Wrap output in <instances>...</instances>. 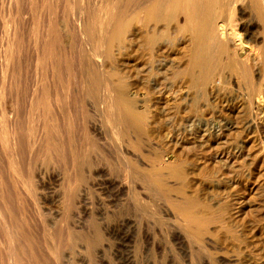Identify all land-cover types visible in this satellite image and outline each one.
<instances>
[{"label":"bare ground","instance_id":"obj_1","mask_svg":"<svg viewBox=\"0 0 264 264\" xmlns=\"http://www.w3.org/2000/svg\"><path fill=\"white\" fill-rule=\"evenodd\" d=\"M91 1L92 0H90V2ZM5 2L6 0L4 3ZM0 3L3 4L2 0H0ZM6 3L8 14L6 20L3 22V30L5 28L3 33L5 35L0 38V147H2L0 148L2 150V154L0 153V264H75L77 263L75 262L76 255H78L77 253L75 255V252L81 254V250H83H80L78 245L79 247H83L84 251L86 249V253H89L94 242H96L94 241L96 237L90 240L87 236H83L78 229H72L73 227L71 228V225L68 223L69 216L67 213H69V206L72 201L71 198L73 194L76 195V189L79 186V182H81L79 181V174H82L81 172L85 168L89 172L92 168L90 156L94 150L93 143H95V138H97L95 135L96 133L94 134V131L97 129V123L95 117L92 118L89 114L83 116V113H79L77 111L78 109H75L76 106H72L73 108L71 109L70 107L68 108L69 104L66 107L69 102H67V100L65 101V99L68 96L63 98L61 95L62 90L59 92L58 86L59 83H61L60 80L62 77H65L59 75L63 71L60 72V66L62 65H60V60H65L66 62L68 58H66L67 53L57 48L62 35L68 38L66 42L70 44L71 47L76 44L73 42L77 38L82 42L79 45L83 46V48H76L77 55L79 56L76 57L82 63V66L78 68V70L82 71L84 70L83 68H88L90 64L88 62H91L92 68L96 71V77L93 76L94 73L93 75L90 73L94 79H90L91 75L88 76L91 81L86 89L87 91L85 88H82L81 93H79L87 95L95 93L96 96L98 94L97 97L91 95L90 98L93 96V98L96 97L97 101H99V104L96 103V105L98 104L101 110L98 107L99 110L96 112L100 111L99 115L102 119V123H100L104 126V123H106L109 126L108 130L111 132H113L112 130H117L118 132L121 129L123 134L126 130L127 132H132V136L134 133L135 136L133 137L135 141L132 139V142L135 144H140L139 142L142 141L145 143L144 140H139L142 138L141 135L143 133H145L144 136L146 135L144 138H147L149 133L147 134L146 132H149L147 131L148 128L153 121L156 120L154 119L148 122L149 114L158 106L161 109L163 108L162 111L166 110L163 112H166L167 117L172 111H176L177 113H181V118L183 117L186 123H189L184 128L185 134L189 135V137L187 136L188 138H182V133L184 132L181 133L182 130L180 131L182 134V141H184V139L186 140L185 142L190 141V134L196 136L199 134L203 138L208 137L211 135L208 129V123H210L211 119L209 120L208 117L206 119L203 118L205 116H203L205 110L213 106L208 99H219V97H222L229 98L228 100H230V97H234V95L237 97L240 95L239 98L241 99V96L245 95L242 93L243 91L245 92V90L248 91V93L245 99L242 98L245 101L243 104L239 105V110H237L239 114L237 122L235 124L226 121L219 122V124H217V131L219 132L218 135L216 133V136H223L226 130L231 128L235 129V126L247 130L264 128V124L260 125V122L257 121L258 124L252 114L254 112L253 108L257 107H254L256 105V99L257 102L260 101V94L264 90V0H93L89 5L90 8L86 7L87 11L81 14L84 15V17L78 15L76 18L80 17L81 20L80 18L77 20L74 19L75 23H72L74 24L73 26L70 25L68 20L69 15H72L70 9L71 3L69 9L63 5L65 9L62 12L60 10L51 9L49 0H7ZM74 5L78 4H73V6ZM19 7L27 10L25 12L27 15H22V17L19 18L21 15L19 10L17 13L20 15H14L16 10L15 12L12 11H14V9H19ZM78 7L80 9L81 5ZM78 7L76 9H78ZM22 13L25 14L24 12ZM76 15L77 13L75 16ZM27 25L30 27L26 30L28 31L26 32L28 35L24 33V35L27 36V40H25L26 42L20 41L22 40L21 31H25ZM63 38L64 37H62V39ZM61 45H63V43ZM64 49L65 47L62 50ZM52 56H54V59L57 58V60L53 62ZM76 57L73 58L76 59ZM71 59L70 57L68 61H72ZM32 62H34V71L33 68H31L33 66ZM86 63L88 64L86 65ZM73 64L70 66L68 63V66L72 68L74 66ZM65 65L67 67V64ZM30 69H32L33 72H30ZM50 69L56 74L52 75L51 73L49 76ZM64 70L67 71L66 69ZM69 70H71L69 73L73 72L72 69ZM87 72L91 71L87 70L86 74H88ZM73 73H75V71ZM68 75L70 76V74ZM82 75L84 76L85 73ZM18 76L21 78L22 82L17 78ZM51 76L53 78L50 79L49 77ZM73 76H75V74ZM77 77L78 76H76V78ZM16 78L19 79V83L23 84L19 85L23 86L26 90L30 89L32 93L27 109L22 108L25 105L24 100H26L25 98L27 95H25L24 98L23 93L25 94V92L19 91L20 95L23 92L22 95L19 96L18 91H16L18 90L16 89ZM79 79L80 77H78V80ZM73 81L76 80L74 79ZM79 82L80 81L77 83ZM67 86L69 87V85ZM14 89L18 95L13 92ZM71 90L69 91L72 92ZM66 92H64L65 95ZM80 94L78 96H80ZM75 97L73 96V98ZM71 98L72 97H70V99ZM90 98H88V100H90ZM19 100L20 103L22 102L21 104H23V106H20L21 109L18 106ZM75 100L76 98L73 99V101ZM215 101L213 100V102ZM27 102L28 100L26 103ZM222 102L223 100L221 103ZM74 103H76V101ZM93 103L95 102L92 101L91 104ZM85 104L87 106V103ZM222 104V107L225 108L224 106L226 105L224 103ZM77 107L79 106L77 105ZM214 108L215 107L212 108L214 112H217V110H215L216 108ZM212 109L211 111H213ZM155 110L157 111V108ZM211 111H209V113ZM219 111L221 112V110ZM158 112L160 113V111ZM151 114H154V112ZM211 115L210 113L209 116ZM156 116L158 118L161 115ZM153 117L151 119H153ZM214 119L213 116V122H215ZM157 122L156 125L160 123V121L158 124ZM262 123L264 122L262 121ZM210 124L212 125L214 123ZM172 125L175 124L172 123ZM171 128L173 127L171 126ZM180 128H182V126H180ZM124 129L125 131H123ZM122 132L120 131L121 134ZM64 133L66 135V143L68 144L73 141L76 142V140L79 143L80 141L78 140H81V137L82 140L79 145L73 142L76 144L73 146L75 147L74 150L72 147V150L67 149V152L68 150L71 151L69 152L70 154L68 153L71 157H69L70 159L68 160H71L72 173L66 176L64 180L61 179L63 182L61 181L62 201H60L61 208H59L60 219L58 218L59 220L57 219V221H54L49 217L47 218V215L45 216L43 211H41V209L44 208L42 205L44 201H46V197L49 196L46 193L47 191H44L47 185L46 181L48 182L45 178L49 177V175L46 176L45 171L46 166L53 161H48V158L51 159V156H61V154H63L60 152L61 149H58L59 147L57 148L59 151L57 149L54 150V146L53 148L51 147L53 144L52 142L50 146V141L51 139H54L53 141L56 140V142L58 140L60 147L62 145L61 148H63L64 144L62 140L65 137ZM114 133L116 136L118 135L115 131L113 134ZM180 133L177 132L176 136ZM158 134H161V132L158 133L157 131V134L154 136ZM150 137L151 136L147 139L149 140ZM127 138H131V135L130 137H126V140H128ZM158 138L156 137V139ZM176 138L178 139V136ZM119 139H121L120 136ZM116 140L118 142V139ZM122 140L124 141V139ZM129 140L130 142L127 141V146L129 143L131 144V139ZM56 142L55 144L58 145V142ZM179 142H181V140ZM68 144L67 148L72 143L70 145ZM130 144L129 146L131 147ZM135 144L133 146H135ZM145 144L148 145V142ZM124 145L125 144H123V146ZM141 145L144 144L141 143ZM139 146L137 150L134 148V150L132 149L128 152L129 148H127L126 151L131 154V157L133 156L134 162L136 161L135 163L138 162V164L144 161L140 154L141 150L139 152V148L141 147ZM64 147H66V145ZM135 147L137 148V146ZM158 153L160 155H155L157 158L153 156L154 160L156 159L155 163L153 162V166L154 168L156 166L155 169H157L155 170L153 168V170L157 172L162 169L161 173L155 174L156 172L152 171V166H149V168L151 167V171L149 170L150 172H154L153 174L157 177L161 176V178H159L160 180L156 179L158 182L155 180L154 175L149 173L147 167L145 171H147L149 175H147L146 172H141V168L139 169L140 172L146 176V181H143L150 183L151 186L153 185V188L147 186L149 188L147 190L156 191L162 189L163 186H161V184L164 180L162 175L174 179L175 183L178 182L177 190L179 191L177 192H180V194H178L180 196L176 197L177 199L174 198L172 202L170 198H168L169 196L164 197V201L166 204L171 203L174 213L178 215L177 218L180 217L183 219V229L189 236H192L197 241H199L201 234V237L203 234L215 235V228H219V225L220 227L227 225L224 220L225 215L229 212L227 204H223L220 210L216 209L219 210L216 212L213 210L214 207L212 203L207 199L204 198V200L200 196L194 195L192 192V195L188 191L187 193L185 189L189 185V170L188 167L184 166V160L182 159L183 161L181 160L179 164L175 163V165H173L174 162L177 161L173 159L172 161L174 162L166 160L163 158L161 152ZM64 155H66V152ZM178 156H180L181 159V155ZM120 158H122V156ZM153 158L149 162H152ZM175 158L178 159V157ZM129 159L131 158L128 157V160ZM121 160L120 173L123 179L127 183L130 180H136L137 178L135 179V176L136 174L138 175V173L140 175V172L136 169L138 173H136L135 176L133 175V165H129L132 159L129 160V162L131 161L129 164L123 161V159ZM124 160H127V156ZM168 161L172 162V164ZM179 161L180 160H178V162ZM69 167L67 169H69ZM144 168L142 171H144ZM71 171H69V173ZM87 173L88 172L84 174ZM57 176L59 177V175ZM86 177H88V175H85V179ZM93 177L92 179H94ZM48 179L50 180V178ZM52 180L50 182H52ZM57 181L61 184L59 180ZM143 181L142 183H144ZM139 182H141V180ZM148 183L146 184L148 185ZM49 185L52 186L51 183ZM174 188L176 189V187ZM53 190L51 191L55 192ZM49 192L48 190V193ZM85 193H88V191ZM79 194H82V191ZM89 195L87 194V197ZM81 197H84V195ZM61 199L59 198V200ZM88 200L89 199H87V201ZM77 211L80 212V210ZM12 212H16L19 215L18 217L21 219L20 226H17L19 222L16 224L14 220L10 218V216L14 215ZM75 213L73 216H75ZM8 214L10 216H8ZM71 215L70 217L72 218ZM78 215L79 214H77V216ZM73 218L75 221V217ZM182 219L179 221L182 222ZM36 220H39L41 224L38 223L43 227L42 233L38 229L40 227H37V229L35 227L39 225L36 223ZM74 221L72 222L73 224L75 223ZM183 224L181 223V225ZM215 224H217V227L213 228L214 226L212 227L211 225ZM74 226L79 228L77 225ZM190 226L192 230H190ZM18 227H21V229L23 227L22 232L18 230ZM137 227L135 228L137 229ZM91 231L88 230L87 232ZM95 232L93 235L97 236L98 232ZM40 233L43 235H41L43 242L39 237ZM88 234L90 235L91 233ZM100 237H97V240L101 239ZM94 256H96V254H94ZM66 257L67 259H65ZM84 258L86 259V256L83 257V259ZM95 260L96 259L93 261ZM99 260L97 259L96 262ZM99 262H101V260ZM87 264H89V261H87Z\"/></svg>","mask_w":264,"mask_h":264},{"label":"rangeland","instance_id":"obj_2","mask_svg":"<svg viewBox=\"0 0 264 264\" xmlns=\"http://www.w3.org/2000/svg\"><path fill=\"white\" fill-rule=\"evenodd\" d=\"M4 1L2 0L3 4L0 3V13L3 11L0 14V38L5 35L3 33L5 31V28L3 30V27H4L3 22H4V20H6V17L8 14L7 5H6L7 0L5 3H4ZM82 1L81 0H76V1L75 0H59V1L58 0H55V1L49 0V6L53 10H60L62 12L65 9V7L67 9H69L70 5L72 4L71 8H70L72 11V15H69L68 20H69L70 25L73 26L74 24H72V23H75L74 19H76V20L79 19L80 17L76 18V17H78V15L81 17L82 16L84 17V15H81V14H83L84 11L86 12L87 8H90L89 7L90 3L93 2V0L91 2H90V0H89V2H88V0H82ZM56 2H57V4H56ZM84 2H85V4H84ZM81 3H83V4H81ZM73 4H78V5L73 6ZM80 5H81V7L79 9L78 6H80ZM83 5H85V6H83ZM77 7L79 10L76 9ZM15 10H16V12H15ZM18 10H19V13L21 15L19 13H17ZM20 10H21V12H20ZM26 11L27 10H24L21 7H19V9H14V11H12V12H15V14L14 13H12V14H14V15L18 14V16L20 15L19 18H21L22 15H27V13H25ZM22 12H24L25 14H23ZM75 12L77 13L76 16H75V14H76ZM80 20H81V18H80ZM80 20H78V21H80ZM29 22H30V20H29ZM27 28L28 29L30 28L29 25H27L25 31H21L22 32L21 33L22 34L21 35L22 40H20V41L26 42L25 41V40H27L26 35H28V33L26 34V32H28V31H26V30H28ZM24 33L26 35H24ZM62 37H64V38L62 39ZM63 40L65 43L63 42ZM66 40L68 41V38L66 36L62 35L60 37V42H62L63 45H61L62 43L59 42L58 43L59 46H57V48H59L60 51L67 53V55L69 53L68 56L66 55V58L68 57L66 62H65V60L64 61L60 60V65L62 64L60 66V72L62 70L64 72L62 71L61 72L62 74L60 73L59 75L65 76L64 78L62 77L61 80L62 79L66 80V78H67L68 81L62 80L63 81L62 82L60 80L61 83H59V86H58L59 92H60V90H62L61 95L63 98H66L67 96L69 97V98L67 97L65 99V101L67 100V102H69V103L65 102V103H67L66 107L69 104L70 105L68 106V108L70 107L71 109L74 106H76L75 109L76 110L78 109L77 111L79 113H81V114L83 113L82 114L83 116L86 114H89V115H91L92 118L95 117V120L97 123V127H96L97 129L94 131V134L96 133L95 135L97 137V138H95L96 141L94 140L96 144L93 143L94 150L90 156L92 168L90 169V172L85 168L86 170L83 169L81 172L82 174H79L80 175L79 181H81V182H79V186L77 187L78 190L76 189V191H77V192H75L76 195L73 194V196L71 198L72 201L70 202L69 211H68L69 213H67V215L69 216L68 223H69V225H71V228L73 227L72 229H75V230L78 229V231H81L83 236H87V238L90 240H92V238L94 239V237H96L94 240L96 242H94V244L92 246L94 251L91 248L90 249L91 251H89V253H86L87 250L85 249V251H84V248L79 247V245H78V248L80 250L81 249H83V250H81V254H79V252H75V255H76V253L79 255V256L76 255V261L75 262H77V263H75V264H85V263L87 264V261H89V264H92V263L93 264H96V263L97 264H264V128H261V129L259 128L256 130L255 129L254 130H247V129H244L241 127L240 128L238 127L239 128L238 129L237 126H235V129L231 128L229 130H226L223 133V136L222 135L220 137L216 136V133L218 135V132H219V131H217V129H218L217 124H219V122L221 123L223 121H226V122H231V123L233 122L234 124L237 122V117L239 115L237 110H239V107H240L239 105L243 104V102L245 101L243 99H245V97L247 96L246 94L248 93V91L245 90L246 93L244 91L242 92L245 95L241 96V99L239 98L240 95H238V97L236 95H234V97L236 96L235 98L233 96H232L233 98L230 97L231 101L228 100L229 98H222V97H219V99L218 98H211V99L209 98L208 99L213 105L212 108L215 107L216 109L215 108L214 109L217 110V112L216 111L214 112V110L212 108H209L210 110L209 109H207L208 111L205 110V112L203 114V116L205 115L203 117L204 119H206L208 117L209 120L211 119L210 123H214V124H212L213 126L210 123H208V126H209L208 129L211 132V135H210L211 137L206 135L208 137L203 138L199 134H198L199 136L190 134V141L185 142L186 141L185 139L188 138L189 135L185 134L184 128L189 123L188 122L186 123L184 118L183 117L181 118V113H177L176 111H172L170 113L172 115L169 114L167 117L166 112L165 113L163 112L166 110L162 111L163 108L161 109L158 106V107H156L157 111L155 110L156 109L155 108L154 111H152V112H154V114H151L152 113L151 112L149 114V119H148V122H150V120L152 121V120L156 119L155 121H153V123H155V124L152 123L153 125L151 124V126L149 127L150 129L148 128L147 131H149V132H146L147 134L149 133L147 135V138L149 136H151L152 138L150 137L149 140L147 138H144V137H146V135L144 136L145 133H143L141 136L144 139L140 138V140H139V141L144 140L145 143L148 142V145L143 143V141L139 142L140 144L133 143L132 139L135 141V138L133 137V136H135V134L133 133V136H132V132L130 133V132H127V130H126V132H124V134H123L122 130L120 129V131L122 132V134H121L120 131H118L119 132L118 133L117 130H112L113 132L115 131L121 137V139H119V136L117 135L118 136L117 137L116 134L114 133L115 138L118 139V142H119L118 143L117 140L114 138L113 132L108 130L109 126L106 123H104L105 126L101 124L102 119H101V116L99 115L100 111L96 112L99 110V108L101 110V107L98 106L99 101H97V99H96L98 94L96 96L95 93H92L91 95L96 96L94 98H93V96H92V98H90L91 97L90 94H88V95L87 94H80L82 88H85V90H86L87 87L90 85V81H91L90 79H92L93 76L94 77L97 76L96 71L94 70V68H92L93 66H92L91 62H88V63H90L88 66V68H90V69H88L86 67V68H83L84 70H82V71L78 70V68H80L82 66V63L76 57V56H78L77 55L78 54L77 49L83 48V46L79 45L82 43L81 40L79 38L75 39L73 43L74 44L76 43V44L72 47L70 44H68L66 42ZM65 45H67V46H65ZM60 46H61V48H62V46H63V48L65 47V49L62 50L63 48L61 49ZM69 51H71V52H69ZM73 51H74V54H73ZM72 56L76 57V59H78V60H76ZM53 57L54 56H52V58ZM70 57L72 58L71 59L72 61L69 62L68 60ZM54 60L56 61L57 58L56 59L53 58V62H54ZM51 61H52V59H51ZM63 62H65V63H63ZM68 63L70 66H72V64L74 63L73 64L74 66L72 68H70L68 66ZM88 63H86V65ZM65 64H67V67ZM78 64H79V67H78ZM32 65H31L32 66L31 68L34 67V62H32ZM63 68L66 69L67 71L69 69H72V71L73 72L75 71V73H73V72H72L73 74L69 73V72H71V70H69L67 72ZM73 68H74V70H73ZM50 70L51 71H49V76L51 75V73H52V75L54 74L52 69H50ZM87 70L91 71V72H87L89 75L86 74ZM31 71H32V69H30V72ZM33 71H34V68H33ZM79 72L80 73L83 72V73L80 74ZM84 73H85V75L83 76L82 74H84ZM90 73L92 75L94 73V75L92 76ZM68 74H70V76L71 75L73 76L75 74V76L70 77ZM76 76L80 77V79L78 80V77L76 78ZM88 76H90V79L88 78ZM0 77H1V75H0ZM17 78H19V76ZM17 78H16V81H17L16 82L17 83L16 89H18V90H16V91H18V94H19V91L20 92L24 91L25 94L22 92L24 98H25V95H27V97L25 98L26 100H24V102H25L24 106L25 107L23 106V104H21L22 102L20 103V100H19L20 104L18 103V106L20 107L22 105L23 106L22 108L27 109L29 107L28 106L29 105V99L31 98L32 93H31L30 89H27V90L24 89V87L21 86L23 84L18 82L19 79H20V82H22L21 78H19V79H17ZM49 78L51 79L53 77L51 76ZM68 78H71V79H68ZM73 78L76 81H73L74 80ZM87 78H88V82H87ZM69 80H70V82L71 81L72 82L70 83ZM78 81H80L79 82L80 84L77 83ZM65 83H66V85H65ZM19 84H21V85H19ZM77 84L79 87L77 86ZM63 85L64 86L69 85V87L68 86L64 87ZM80 85H82L83 87ZM70 86H72V87H70ZM63 88H64V90H63ZM67 88H69V89H67ZM69 90H71L72 92H70ZM16 91L14 89L13 92L17 94ZM63 91L64 92L67 91L66 95ZM73 92H74V94H73ZM22 93H21V95H22ZM79 94L81 97L78 96ZM21 95L19 94V96H21ZM73 96L78 97V98L75 97L76 103H74L75 101H73V99H75V98H73ZM70 97H72L71 98L72 100L70 99ZM83 97H85V98H83ZM260 97L262 98V99L260 98V101L257 102V99H256V103H255L256 105L254 107H256V106L257 107L253 108L254 112L252 114H253V117L255 118V121L260 122V125H261V124H264V123H262V121L264 122V90L261 92ZM88 98H90V100L94 99L92 101H94L95 103L91 104L92 101L88 100ZM255 98H257V97H255ZM19 99H20V97H19ZM81 99H82V101H81ZM86 99H87V101H86ZM221 99L223 100L222 103H224L226 105V106H224L226 109L222 107L223 104L221 103V101H222ZM236 99H239V100H236ZM27 100H28V102H27L28 104L26 103ZM213 100L214 101L216 100L215 101L216 103L213 102ZM72 101H73V103H72ZM225 101H226V103H225ZM236 101H238V102H236ZM78 102L81 104H79ZM88 102H89V104H88ZM239 102H242V103H239ZM259 102H260V104H259ZM85 103H87V106ZM96 103H98V104L96 105ZM74 104H76V105H74ZM77 105L80 108L77 107ZM82 105H83V108H82ZM93 105H96L97 107L93 106ZM229 106H231L232 108ZM227 108L228 109L230 108V109L228 110ZM235 108H236V110H235ZM20 109H21V107H20ZM159 109H161V110H159ZM211 109L213 111H211ZM80 110H81V112H80ZM219 110H221V112L222 111H224V112L221 113ZM158 111H160V113ZM209 111H211L210 112L212 114L211 116H209L210 115ZM255 111H256V113H255ZM213 112H214V115H213ZM235 112H237V113H235ZM156 115H158V116L161 115V116H159L158 117L159 119H158ZM153 116H155V117H153ZM213 116L215 118L214 119L215 122H213ZM152 117H153V119H151ZM182 119H183V121H182ZM208 119H207V121L209 122ZM222 119H224V120H222ZM158 120L160 121V123ZM217 120H218V122H217ZM156 122H157V124L158 123L159 124L156 125ZM172 123L175 125H172ZM181 124H183V125H181ZM179 125L182 126V128H180ZM152 126H153V128H152ZM160 126H162V127H160ZM171 126L173 128H171ZM99 128H101V129H99ZM158 128H160V129H158ZM174 128H176L177 130ZM151 129L153 132L151 131ZM123 131H125V129ZM154 131H155V134H154ZM157 131H158V133L161 132V134L154 136L157 134ZM180 131H181V133L184 132V133H182L183 136L180 133ZM177 132L180 133L177 135L178 139L176 138ZM128 133H129V135H128ZM111 135H113V136H111ZM130 135H131V138H127L128 140H126V137H128V136L130 137ZM179 135H180V138H181V136H182V138L185 137L184 141H182V138L181 139L179 138ZM64 136H63L64 138L62 140L63 141L62 143L64 144V146L66 145V147L63 146V148H61L62 145L60 147L58 140H57V142H58L57 143L56 140L53 141L54 139H51L50 146H51V142H52L53 144L51 147L53 148V146H54V148H53L54 150L59 147L58 149H61L60 152L63 154L60 153L61 154V156H60V155H58L59 154L58 153L56 155H58L59 157L58 156H51L52 157L51 159L48 158V161L49 160H53V161L51 163L52 165L48 163L49 165L46 166V171H45L46 176L49 175L48 178H50V180H49L45 176L46 177L45 180H48V182L46 181L47 185L44 188V191L45 192L47 191L46 193L49 195L48 196L49 198L46 197V201H44V204L42 205V206H44V208H42V209H44L45 211L42 209H41V211H43L45 216L47 215L46 216L47 218L49 217L51 220H54V221H57L58 218L60 219V212H59L60 209L59 208H61V204H60L61 202L60 201H62V199H61V197H62V182H63L64 178H66V176H68L69 174L71 175V173H72V171H71V169H72L71 160H68L71 158L69 155L70 154L69 152H71V151H69V150H72V148L74 150L75 147H73V146L76 145L75 143H77L79 145L81 140H82V137H81L80 138L81 140H78V141H80L79 143L76 140V142L73 141L75 143L71 142L72 144L70 143L71 144L70 145V144L66 143L67 140H66L65 133H64ZM122 137H124V138H122ZM156 137L157 138L159 137V138L156 139ZM52 138H54V137H52ZM122 139H124V141ZM129 139H131V144L129 143L130 142ZM150 140L152 141L153 144L151 143ZM180 140H181V142H179ZM127 141H129L128 143L131 145V147L129 146V144L127 146ZM55 142L59 146L56 145ZM141 143L144 145H141ZM67 144L70 145L69 146L70 148L69 147L67 148ZM123 144H125V145L123 146ZM134 144H135V146H137V148L135 146H133ZM121 145H122V147H121ZM151 145H152V147H151ZM138 146L140 147L139 152H140V150L142 152V153L140 152L141 157H142V159H144V161H141L142 160L141 159L140 160L141 162L139 164H138V162L135 163L136 161L134 162L133 156L131 157V154L128 153V152H130V150H132V149L134 150V148L137 150ZM76 147H78V146H76ZM119 147H120V149H119ZM157 147H159V148H157ZM0 148H2V147H0ZM127 148H129L128 152H126ZM67 149H69L68 152H67ZM1 151L2 150L0 149V153L2 154ZM62 151H64V152H62ZM155 151H156V153H155ZM157 151L161 152L163 155V158H165L166 160L172 161V159H173V160L177 161V162L172 161V162H174L173 165H175V163L179 164L182 159L184 160V161L182 160L183 164L185 167H188V170H189V176H188L189 185L185 189L186 192L188 191L190 194L192 192V193H194V195H198L203 199L204 198L207 199L210 203H212V205L214 207L213 210H215L216 212L221 209L223 204H225V203L227 204V206H228L227 208H228L229 212L225 215V219H224L225 224H227V225H225L224 227H222V226L220 227V225H219V228H215V227H217V224L211 225L212 227L214 226L213 228H215V235H209V234L204 235L203 234V236L201 237V235H202L201 234L199 241H197L192 236H189L186 233V231L183 229L184 228V227H182V226H184L183 219L180 217L177 218L178 215H176V213H174V210L172 208L171 203L166 204V202L164 201V197L169 196L168 198H170V200L172 202L174 198L180 196V195H178V194H180V192H177V191H179V190H177V186H178L177 183L178 182L175 183L174 179L168 178L165 175L164 176L162 175V178L164 179L162 181V184H161V186H163L162 189L156 190L157 192L154 190H151V191L147 190V189H149L148 187H150L151 185H150V183L143 181L146 179V176L143 173L146 172V174L149 175V173L153 174L154 172H156L155 171V170H157V169H155L156 166H155V168L153 166V162L155 163L156 159L154 160L153 156L160 155ZM65 152H66V155H64ZM120 154H121L122 158H120L121 157ZM129 154H130V156H129ZM148 154H151V155H148ZM173 154L174 155L176 154L175 157H178V159L175 158ZM178 155H181V159H180V156H178ZM95 156H97V157H95ZM126 156H127V160H124V158ZM151 156L153 158V161L149 162L152 159ZM172 156H173V158H172ZM55 157H56V159H55ZM60 157H61V159H60ZM128 157L132 159V160L131 159H129V160H131L133 163L130 161L131 164H129L130 162L128 160ZM155 157L157 158V156H155ZM121 159H123V161L128 162V164L130 166L133 165L132 169L134 172V174H133L134 176L136 173L140 172V170H141V172H143V173L140 172V175H139V173H138V175L136 174L137 177L135 176V179L136 178L138 180L140 179L141 182H139L140 180L138 181L136 179V180H132L133 182L130 180L127 183L123 179V176L120 173V170H121L120 164L122 163ZM178 160H180V161L178 162ZM144 162L150 163V164H146ZM168 162H170V161H168ZM172 162H170V163L172 164ZM184 162L186 163V165ZM58 163H59V165H58ZM68 164H70V165H68ZM144 164H145V168L146 167L148 168V171L151 169V167L149 168V166L151 165L152 171H154V172H150L151 170L149 171V173L147 171H145V170H147V168L146 169L144 168ZM96 165H97V167H96ZM68 167H69V169H67ZM143 168H144V171H142ZM153 168L155 170H153ZM66 169H67V171H66ZM94 169L97 171H95ZM136 169H138V170L140 169V170L138 171ZM68 170L71 172L69 173ZM84 170H85V172H84ZM161 171H162V169H161ZM161 171L158 170L155 174H157V173L160 174ZM86 172H88V173L84 174ZM92 174L94 175V177ZM155 174H153L155 177V180L156 179L158 180L159 178H161L160 175H159L160 177H157ZM57 175H59V177ZM85 175L86 176L88 175V177H86V179H85ZM138 176H140V177H138ZM141 176H143L144 178ZM92 177L94 179H92ZM61 179H63V180H61ZM51 180H52V182H50ZM57 180H59L60 182L62 181L61 184ZM111 180H112V182H111ZM142 181L144 183H142ZM50 183L52 184V186L49 185ZM58 183H59V185H58ZM81 183H83V184H81ZM109 183H111V184H109ZM146 183H148V185ZM56 185H58V186H56ZM49 186H51L52 188ZM53 186H54V188H53ZM47 187H49L51 190L54 189L53 191H55V192H52ZM151 187L153 188V185ZM174 187H176V189ZM168 189H170V190H168ZM48 190L50 191L49 193H48ZM80 190L82 191V194H79V193H81ZM87 191H88V193H85ZM158 191H159V193H158ZM167 191H169V192H167ZM148 192H150V193H148ZM89 193H90V195H89ZM87 194L89 195L88 197H87ZM51 195H52V197H51ZM83 195H84V197H81ZM59 198L61 200H59ZM79 199L82 201H80ZM87 199H89V200L87 201ZM76 201L80 202V203H77ZM169 207H171V208H169ZM76 208H77V210H80V212L77 211ZM216 209H219V210H216ZM13 211H15V210H13ZM75 212L77 214H79L78 215L79 217L77 216V214ZM15 213L16 212H14V213L12 212V214H14V215L10 216L11 215V209H10V215L8 214V216H10V218H12L16 224L19 222L18 223L19 225L17 224V226H20L21 219H19L20 218V217H18L19 215L16 213V215H17L16 216ZM74 213H75V216H73ZM69 214L70 215L72 214L71 215L72 218L70 217ZM8 216H7V219H8ZM13 217L14 218L18 217L16 219H19V220H16ZM73 217H75V221H74ZM72 219L76 224L72 223L73 222ZM181 219H182V222L179 221ZM38 222H39V220L38 221L36 220L37 224L40 223V222L39 223ZM71 223L73 224V226ZM181 223L183 225H181ZM40 224L36 225L35 227H36V229H37V227H40L38 229L42 233L43 227H41L42 225H40ZM108 224H109V226H108ZM34 225H35V221H34ZM74 225H77L79 228H76V226H74ZM62 227H63V224H62ZM135 227H137V229ZM92 228H95V229H92ZM190 228H191V226H190ZM22 229H23V227H22ZM22 229H21V227H18V230L19 231L21 230L20 232H22ZM88 230H90V231L92 230V231L87 232ZM94 230L98 232L97 236L93 235L95 232ZM190 230H192V228ZM41 233H40L39 237L41 238V241H42V237H41L42 234ZM88 233H91L90 235L91 236L93 235V236L91 237ZM95 234H96V232H95ZM88 236H90V237H88ZM97 237H100L101 239L97 240ZM190 237H192V238H190ZM101 240H103V241H101ZM102 252H103V254H102ZM97 253H98V255H97ZM94 254H96L97 257L94 256ZM85 256H86V259L84 258L85 259V262H84L83 257H85ZM99 256H100L101 262H99L100 261ZM65 259H67V257ZM94 259H96V260L93 261ZM97 259L99 260L98 261L99 263L96 262ZM77 260H82V261H77ZM108 261H110V262H108Z\"/></svg>","mask_w":264,"mask_h":264}]
</instances>
